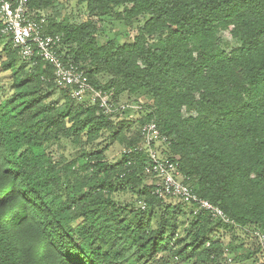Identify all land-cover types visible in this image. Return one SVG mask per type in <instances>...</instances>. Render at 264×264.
I'll return each instance as SVG.
<instances>
[{
	"label": "trees",
	"instance_id": "16d2710c",
	"mask_svg": "<svg viewBox=\"0 0 264 264\" xmlns=\"http://www.w3.org/2000/svg\"><path fill=\"white\" fill-rule=\"evenodd\" d=\"M30 9L61 38L64 64L117 106L142 108L108 115L90 95L74 99L0 21V264H264V0ZM151 122L166 138L154 144L161 158L236 225L155 194L142 136Z\"/></svg>",
	"mask_w": 264,
	"mask_h": 264
},
{
	"label": "built area",
	"instance_id": "2783aa9c",
	"mask_svg": "<svg viewBox=\"0 0 264 264\" xmlns=\"http://www.w3.org/2000/svg\"><path fill=\"white\" fill-rule=\"evenodd\" d=\"M0 21L3 25V33L11 35L13 47L19 51L21 57L30 60L36 56L52 64L56 84L71 88L74 99L81 101L87 95H90L92 101L100 100V107L108 115L127 109L138 111L142 108L136 104L117 106L112 95L96 90L83 72L74 66L64 64L57 53V49L61 45V38L45 34L46 20L43 16L38 17L37 14L31 11L30 0H0ZM142 136L151 160L147 173L154 175L157 179L156 195L160 198H178L185 203L194 205L196 207L195 214L204 211L215 220L236 225L221 208L200 199L192 188L185 184L178 163L161 158L159 152L154 149V144L164 143L166 138L154 122L143 127ZM256 236L264 244V236L259 233Z\"/></svg>",
	"mask_w": 264,
	"mask_h": 264
},
{
	"label": "rangeland",
	"instance_id": "374dc122",
	"mask_svg": "<svg viewBox=\"0 0 264 264\" xmlns=\"http://www.w3.org/2000/svg\"><path fill=\"white\" fill-rule=\"evenodd\" d=\"M67 13L68 14H72L74 17L77 18L78 21H80V16H79V10L75 7V4H72L71 7H69L67 9ZM103 27L104 29H106L107 31H112V32H122L124 31L123 27L117 23L115 24H110L109 22H106V24H103ZM134 34H132L133 36ZM121 42H124L125 39L122 37L121 39ZM125 104L123 105H126V102H124ZM122 105V104H121ZM69 151H70V147L68 148ZM122 148L119 147V146H116L113 150L110 151L109 155H110V158L114 161H117L119 158H120V154L122 153Z\"/></svg>",
	"mask_w": 264,
	"mask_h": 264
}]
</instances>
